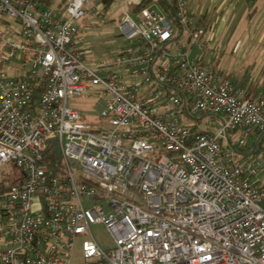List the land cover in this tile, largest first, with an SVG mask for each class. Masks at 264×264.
<instances>
[{
  "label": "built area",
  "instance_id": "2783aa9c",
  "mask_svg": "<svg viewBox=\"0 0 264 264\" xmlns=\"http://www.w3.org/2000/svg\"><path fill=\"white\" fill-rule=\"evenodd\" d=\"M102 1L69 0L60 13L0 0V66L15 65L0 68V264H264V93L204 59L188 0H172L188 37L175 52L170 15L131 0L119 25L129 44L88 63L79 24L103 15ZM118 68L143 78L122 82ZM88 83L108 95L96 125L66 104ZM181 109L222 123L200 129Z\"/></svg>",
  "mask_w": 264,
  "mask_h": 264
},
{
  "label": "rangeland",
  "instance_id": "374dc122",
  "mask_svg": "<svg viewBox=\"0 0 264 264\" xmlns=\"http://www.w3.org/2000/svg\"><path fill=\"white\" fill-rule=\"evenodd\" d=\"M154 2H156V0H151V3ZM59 3L60 0H50L49 2L40 1L41 6L57 11H60ZM127 5L130 7V10L134 6V4L131 3V0H111L109 3L103 1L98 2L97 6L104 11V14L100 15L98 12H91L80 22L79 37L81 42L79 46L88 63H98L101 61L111 62L117 54L129 44L128 39L121 33L119 28L124 16L125 6ZM131 14H134V12ZM168 19L174 27L175 32H179L181 30L179 22L172 16H168ZM13 23L15 31L19 33V24L15 22ZM10 28L11 27L8 29L10 30ZM262 28L263 27L259 28L254 35L251 36L252 43H255L257 39L262 36ZM186 37L187 34L183 31V33L174 39L167 48L170 51L175 52L180 44L186 43ZM261 41V46L263 47L264 36ZM240 43L241 42H238L237 47L234 50L230 49L224 51L225 49L221 45H216L211 49L206 48L204 59L209 60L220 55V65L224 66L226 70H229L231 66H234L233 72L236 75L247 74L248 77L259 78L262 74L261 69L264 67V58L259 63H255V58H253L251 62H249L250 59L247 62L248 51L251 50V47L241 49ZM198 50H200L198 46H193L191 51L192 55H194L195 52H199ZM243 50H245V52L242 54ZM222 51H224L223 55L220 53ZM0 68L10 72L15 68V65L11 63H3ZM253 70L255 71L254 73H252ZM118 71L123 75L122 82H137L143 78V75L139 73L131 74L128 70L122 68H118ZM149 85L150 83L145 88L149 87ZM107 97V93L102 91L99 86L88 83L82 94L68 97L66 104L68 107L80 111L86 121L96 125L97 122H103V119L99 116V101ZM179 116L183 123L210 131H215L222 123L219 116L210 113L197 112L195 114H189L187 111L181 109ZM90 228L97 241L103 247L109 248L113 245V237L103 223H92ZM79 243L80 240H76L75 251L77 260L81 259V256L78 255Z\"/></svg>",
  "mask_w": 264,
  "mask_h": 264
},
{
  "label": "crops",
  "instance_id": "0c3cea01",
  "mask_svg": "<svg viewBox=\"0 0 264 264\" xmlns=\"http://www.w3.org/2000/svg\"><path fill=\"white\" fill-rule=\"evenodd\" d=\"M188 7L195 15L197 25L206 32L203 41L208 44L205 46V51L206 48L211 49L216 45L223 46L224 51L234 50L238 42H241V49L251 47L248 51L247 62L255 58V63H259L264 58V44L263 47L261 46L264 36V0H188ZM261 27H263L262 36L252 43L251 36ZM187 40L188 37H186V42ZM224 51L220 53L223 55ZM244 52L245 50L242 54ZM220 57L217 55L210 60L218 63L222 71L234 82L257 94L264 93V67L261 69L262 74L259 78L248 77L247 74L236 75L233 72L234 66L226 70L220 65ZM254 72L253 70L252 73Z\"/></svg>",
  "mask_w": 264,
  "mask_h": 264
},
{
  "label": "trees",
  "instance_id": "16d2710c",
  "mask_svg": "<svg viewBox=\"0 0 264 264\" xmlns=\"http://www.w3.org/2000/svg\"><path fill=\"white\" fill-rule=\"evenodd\" d=\"M43 2H49L50 0H40ZM69 0H60L59 3V9L60 11H63L65 5L67 4ZM111 0H104L103 2L109 3ZM151 0H140V4L138 5V7L140 6H144L148 3H150ZM156 2L163 7V9L170 15L173 17V5H172V0H156ZM181 28V27H180ZM182 30H180L179 32H176L174 39H176L178 36H180L182 34ZM216 65H218V63H215ZM261 139V137H260ZM260 139L258 141H254L252 145H247L245 148L240 149L241 153H249L251 152L253 149L257 148L259 143H260Z\"/></svg>",
  "mask_w": 264,
  "mask_h": 264
},
{
  "label": "water",
  "instance_id": "95a60500",
  "mask_svg": "<svg viewBox=\"0 0 264 264\" xmlns=\"http://www.w3.org/2000/svg\"><path fill=\"white\" fill-rule=\"evenodd\" d=\"M52 142L55 143V139H52ZM56 153H58V147H55Z\"/></svg>",
  "mask_w": 264,
  "mask_h": 264
}]
</instances>
